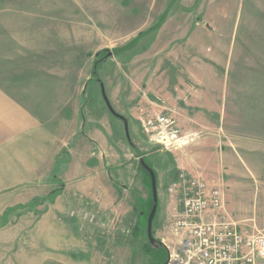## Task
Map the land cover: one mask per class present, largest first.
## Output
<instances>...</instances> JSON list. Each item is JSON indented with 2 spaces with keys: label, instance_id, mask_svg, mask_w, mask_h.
Listing matches in <instances>:
<instances>
[{
  "label": "rangeland",
  "instance_id": "1",
  "mask_svg": "<svg viewBox=\"0 0 264 264\" xmlns=\"http://www.w3.org/2000/svg\"><path fill=\"white\" fill-rule=\"evenodd\" d=\"M170 2L0 0L1 33L9 25L4 17L19 21L26 17L28 23L31 17L30 23H35H25L24 28L43 30L41 37L30 33L25 40L18 38L15 45H9L16 48L10 62L25 67L22 70L29 69L28 65L33 69L43 65L41 72H16L17 81L23 84L41 77L58 80L59 87L63 82L65 102L48 105L47 109L55 112L61 106L65 115H73L81 103L83 111L80 142L76 140L75 150L72 144L66 146L72 150L60 155L47 187L32 184L14 189V185H0L5 191H0V197H9L12 192L24 194L29 188L37 194L18 204L8 205L14 202L12 198L0 200V264L165 263V250L168 254L175 247L178 235L166 231V215L161 213L174 204L179 210L180 194L178 191V196L169 200V187L177 177L166 153L170 145L158 141L154 120L162 114L176 115L174 108L184 106V99L193 98L198 91L204 105L215 103L224 115L221 126L218 114L210 112L204 113L199 122H216L233 141L244 143L236 145L246 164L255 158L249 155L247 141H264V0H174L164 22L148 32ZM36 17H41V25ZM140 32L148 33L124 51L106 57L98 75L112 108L126 120L129 140L149 156L154 155L151 160L156 163L154 151H160L157 169L161 204L151 234L153 239L163 241L166 249L147 238L150 247L157 250L155 258L143 248L147 241L146 214L140 217L138 231L133 230L138 211L149 209L148 188L137 168L138 158L127 143L123 121L108 111L99 84L90 80L96 52L123 47ZM18 99L23 100L24 94ZM108 133L113 134L112 147L107 149L113 166L105 161L102 164L99 158L101 142L105 146ZM89 145L91 151L87 150ZM129 153L132 155L128 159ZM87 155L96 158L87 160ZM244 170L247 174V168ZM57 177L64 180L58 182ZM92 177L97 184L90 180ZM126 179L133 182L125 187L121 183ZM240 194L249 195L247 184ZM256 218L257 229L264 228V214ZM240 220L243 230L254 228L249 226V216Z\"/></svg>",
  "mask_w": 264,
  "mask_h": 264
},
{
  "label": "crops",
  "instance_id": "2",
  "mask_svg": "<svg viewBox=\"0 0 264 264\" xmlns=\"http://www.w3.org/2000/svg\"><path fill=\"white\" fill-rule=\"evenodd\" d=\"M24 18H20L19 21V18L16 17H4V23L9 24L8 29L4 30L3 34L0 31V185H14L12 187L14 189L17 185L32 184H46L47 187L49 174L56 167L58 160L61 158L60 155L64 156L63 153L66 149L70 151L73 147L75 150L77 148L75 146L76 140L79 143V138L82 136V120L79 113L81 103L78 104L73 115H65L61 106L55 112L47 109L48 105L52 104L51 106H53L65 102L63 82L59 87L58 80H43L41 77L31 78L27 82L24 81L23 84L17 81L16 72L18 71L33 73L43 70V65H37L34 69L31 65H28L29 69L22 70L25 67L10 62L12 57L16 56V48L9 47L10 44L15 45L18 38L21 41L25 40L30 33L41 37L43 32L41 28L34 26L24 28L25 23H28ZM36 19L39 20L36 23L41 25V17H36ZM30 20L31 17L29 23ZM31 23L35 22L32 21ZM18 25L20 29L17 31ZM32 76V74L29 75V77ZM21 87L26 90L22 92ZM22 94H24V99H18V95ZM202 96V93L198 91L193 98H186V101L184 99V106L174 108L176 111L174 114L176 115H170L179 129L178 140L172 141L169 151H166L171 162L170 167L176 175L175 178H178L180 174H184L200 177L210 184L223 186L224 209L236 228L243 231L240 217L249 216V226L254 228H251L252 230L248 233L255 230L261 231L264 228L257 229L256 217L264 214V158L261 159V156H264V141L256 138L248 139V151L252 153L249 155L255 158H252L249 164H246L243 154H238L236 145L244 143L233 141L232 136L225 134L222 128H217L216 122L210 124L199 122L203 121V114L206 112L218 114L216 116H218L217 119H220V126L222 119H224V115L220 113L215 103L203 104ZM21 104L25 106L20 107ZM30 108L32 109L30 110ZM170 111L173 110L170 108ZM200 126L206 127V130L201 129ZM94 130L97 131L96 128ZM97 133L95 132L93 135L96 141ZM112 135V133H108L109 140H105V146L102 147L101 142L102 154L99 157L102 164L105 161L108 166L114 165L111 163L113 162L111 151H107L108 147L109 150L112 147ZM69 144H72V147L67 148L66 146ZM77 146L79 148L80 144H77ZM91 149L90 145L87 146V150L91 151ZM154 152H157L155 155V159L158 157L157 163L156 160H151L154 155L149 156L150 153H145V157L147 160L152 161L150 167L156 176L158 205L154 219L155 225L158 221L157 216L161 204L160 175L157 169L161 158L159 157L160 153L158 154L159 149ZM129 154L128 159L132 153ZM87 158V160H90L96 157L87 155ZM244 168H247V174ZM121 177L123 176L118 178L121 179ZM219 177H224V179L221 180ZM57 180L62 182L64 179L57 177ZM90 180L93 184H97L95 177ZM125 181L126 183H121L125 187L133 182L129 179ZM175 181L169 187L171 193L169 200H171V197L176 198L178 196V186L177 181ZM246 184L249 195L240 194V192L246 191ZM9 189H11V186L8 187ZM24 194L12 192L7 194L9 197H0V200L12 198L14 202L8 204L11 205L13 203H23L25 200L32 199L37 195L33 193L32 188L27 189ZM165 200H168V198H165ZM177 207L175 204L169 209L165 207L161 213L162 216L166 215V225L164 227L166 231L170 232L171 230V223L178 210ZM2 209L4 208H1V212L4 211ZM258 262L264 263L263 260H258L255 264Z\"/></svg>",
  "mask_w": 264,
  "mask_h": 264
},
{
  "label": "built area",
  "instance_id": "3",
  "mask_svg": "<svg viewBox=\"0 0 264 264\" xmlns=\"http://www.w3.org/2000/svg\"><path fill=\"white\" fill-rule=\"evenodd\" d=\"M159 134L176 139L175 121L166 114L155 117ZM172 140L168 145H170ZM180 208L171 230L178 235L166 264H255L264 261V229L253 233L236 228L224 209L220 186L180 174Z\"/></svg>",
  "mask_w": 264,
  "mask_h": 264
},
{
  "label": "trees",
  "instance_id": "4",
  "mask_svg": "<svg viewBox=\"0 0 264 264\" xmlns=\"http://www.w3.org/2000/svg\"><path fill=\"white\" fill-rule=\"evenodd\" d=\"M174 0H171V2H170V5L168 4V6H167V9L161 14V16L158 18V20H157V22L152 26V27H150L149 29H148V32H150V30H153V29H156V28H158L163 22H164V20H165V18H166V16H167V13H168V10H169V8H170V6L173 4L172 2H173ZM148 32H140V33H138V35L130 42V43H128V44H126L125 46H123V47H120V48H117V49H113L111 52H112V54L114 55V54H118V53H120V52H122V51H124L125 49H127V48H129L130 46H132L133 44H134V42H136V41H138L139 39H140V37L141 36H144L145 34H147ZM108 52H109V50L108 49H101L100 51H98V52H96V54H95V57H94V59H93V61H92V67H91V78H90V80L92 79V81H95L97 84H99V75H98V68H99V65H100V63L101 62H103L105 59H106V57L108 58L109 56H107V54H108ZM90 80H88L87 82H90ZM83 111H82V106H81V108H80V111H79V113H80V117H81V119H82V113ZM127 140V143L129 144V146H130V148L132 149V151H133V153H134V156L136 157V158H138V161H139V159L140 158H143L144 159V161L149 165V166H151V164L149 163V161L147 160V158L145 157V152L144 151H142V150H140L133 142H131V140H129V139H126ZM137 168L140 170V172L142 173V176H143V180H144V182L146 183L145 185H146V187L148 188V196H149V199H148V202H146V203H149L148 204V206H149V209L147 210V211H145V210H139L138 211V218H137V222H136V224H135V227H134V231H138L137 229H139V227H138V225L137 224H139V220H140V217L141 216H144V214H146V218H147V216H148V214H149V212H150V210H151V206H152V195H151V186H150V177H149V174H148V172H147V170L145 169V168H143L142 166H141V164L139 163V162H137ZM157 211V210H156ZM155 215H156V212H155ZM155 215H154V218H153V221H154V219H155ZM138 234V233H137ZM146 234V233H145ZM146 236V235H145ZM146 240H147V236H146ZM155 243H157V244H161L160 242H159V240H154V243L153 244H155ZM162 245V244H161ZM143 248H144V250L150 255V257H153V258H155V253H156V251L157 250H154V249H152L151 247H150V243H149V241L147 240L146 241V243L143 245ZM164 248H165V246H164ZM166 249V248H165ZM166 251V258H164V260L163 261H166L167 260V257H168V254H167V250H165ZM157 258V257H156ZM158 259V258H157ZM157 263H159V262H157ZM163 263V262H162Z\"/></svg>",
  "mask_w": 264,
  "mask_h": 264
},
{
  "label": "water",
  "instance_id": "5",
  "mask_svg": "<svg viewBox=\"0 0 264 264\" xmlns=\"http://www.w3.org/2000/svg\"><path fill=\"white\" fill-rule=\"evenodd\" d=\"M112 55V52L109 51L107 56H111ZM99 88H100V93H101V97L108 109V111L115 117L119 118L121 121H123L124 123V131H125V135H126V138L129 139V134H128V127H127V123H126V120L124 118V116L118 114L115 112V110L112 108L107 96H106V93H105V89H104V85L103 83L101 82V80L99 79ZM139 163L141 164V166L143 168H145L149 174V177H150V186H151V195H152V206H151V210L148 214V217H147V226H146V234H147V238L148 240L150 241V243H154V240L153 237H152V234H151V227H152V222H153V218H154V215H155V212L157 210V205H158V197H157V186H156V176H155V173L153 171V169L144 161L143 158H140L139 159ZM160 242V241H159ZM162 244V242H160ZM158 245V244H157ZM163 264H166L163 263Z\"/></svg>",
  "mask_w": 264,
  "mask_h": 264
},
{
  "label": "bare ground",
  "instance_id": "6",
  "mask_svg": "<svg viewBox=\"0 0 264 264\" xmlns=\"http://www.w3.org/2000/svg\"><path fill=\"white\" fill-rule=\"evenodd\" d=\"M159 142H163V143H166V144H169L171 139L170 137H168L167 135H164V134H161L160 135V138L158 139Z\"/></svg>",
  "mask_w": 264,
  "mask_h": 264
}]
</instances>
